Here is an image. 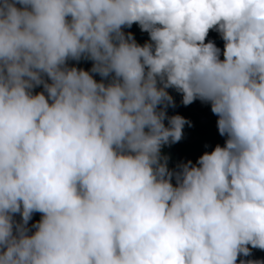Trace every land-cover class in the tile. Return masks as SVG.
I'll list each match as a JSON object with an SVG mask.
<instances>
[{
	"label": "clouds",
	"instance_id": "9594fccd",
	"mask_svg": "<svg viewBox=\"0 0 264 264\" xmlns=\"http://www.w3.org/2000/svg\"><path fill=\"white\" fill-rule=\"evenodd\" d=\"M133 22L150 42L125 35ZM82 57L90 71L66 66ZM169 88L210 103L226 137L176 169L161 150L191 122ZM260 250L264 0H0V264H264Z\"/></svg>",
	"mask_w": 264,
	"mask_h": 264
},
{
	"label": "trees",
	"instance_id": "16d2710c",
	"mask_svg": "<svg viewBox=\"0 0 264 264\" xmlns=\"http://www.w3.org/2000/svg\"><path fill=\"white\" fill-rule=\"evenodd\" d=\"M19 7V5H17ZM122 31L127 35V33H131L133 38L137 43L143 45L146 41H149V35L146 31H141L138 23L133 22L130 27H123ZM209 40L213 41L215 45L221 50L220 51V59H223V48L224 41L222 40L220 34L215 29H209L207 36L205 37V43ZM150 42V41H149ZM92 61L90 59L81 58L79 61L69 59L66 61V66L76 67L78 70L83 69L85 71H90L92 67ZM93 76V79L97 82H100L102 78L99 74L90 73ZM44 79L48 78L46 75ZM111 76L104 79L103 82L107 84ZM50 83V81H48ZM43 86H35L32 89V92L35 94L36 92H42ZM169 94L173 98L174 104H180L183 107V110L180 111V115L183 116L186 120L191 122V126L185 124L183 127V135L182 138L170 145H165L162 147V154L168 156V167L170 169H176L177 165L180 162H185L191 160L195 163L199 156H201L205 151L211 152L213 148L220 144L224 145L225 136H221L218 128H217V116L214 115L211 111V105L207 102H202L199 99H195L192 103L188 105H184L182 103V94L177 92L173 88L167 89ZM45 95H47L45 93ZM171 108L169 106L166 109V114L168 110ZM165 126H167V122L164 121ZM173 184L175 180L173 179ZM40 213L34 212L32 214L31 219L29 220V227L35 222H38L40 219ZM14 219L19 221V214H15ZM251 247V246H250ZM256 249V248H251ZM260 253H264V250H260Z\"/></svg>",
	"mask_w": 264,
	"mask_h": 264
}]
</instances>
